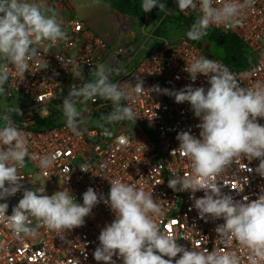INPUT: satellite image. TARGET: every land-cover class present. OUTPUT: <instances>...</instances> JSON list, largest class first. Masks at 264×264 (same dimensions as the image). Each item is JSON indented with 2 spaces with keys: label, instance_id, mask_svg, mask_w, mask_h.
Returning a JSON list of instances; mask_svg holds the SVG:
<instances>
[{
  "label": "built area",
  "instance_id": "1",
  "mask_svg": "<svg viewBox=\"0 0 264 264\" xmlns=\"http://www.w3.org/2000/svg\"><path fill=\"white\" fill-rule=\"evenodd\" d=\"M44 2L58 13L67 39L58 41L47 54L39 47L40 62H30L25 79L16 76L13 68L4 85L6 98H14L18 94L30 98V102L20 110L22 115L11 114L22 119L23 125L17 127L25 134H30L29 153L37 158H26L25 166L18 169L24 177L21 181L24 188H45V193L52 195L66 187L76 202L82 204V195L89 187L107 197L109 180L119 178L153 193L163 212L162 216L157 217L161 231L176 237L178 244L189 250L207 248L209 251L222 249L235 252L241 264H250V252L238 241L218 239L215 228L224 223L222 218H201L194 207L190 191H174L168 187V180L174 174H192L188 158L173 151L179 147L176 137L181 131H190L200 138V129L197 127L200 120L195 117L188 102L176 103L174 96L149 89L159 86L161 90L175 92L187 85L207 89L209 84L205 76L198 74L196 80L192 81L190 74L185 71V67L200 56L227 66L242 87H252L257 81H264V0H255L242 10V27L229 29L211 25L207 29L208 34L217 31L237 35L254 59L251 67L236 69L228 66L221 58L209 54L200 41L184 38L172 43L163 42L138 60L128 72L111 77L114 83L130 94L129 99L121 103L131 106L137 117L135 123L104 120L100 126L88 131L79 127L80 135L73 133L66 122L48 130H40L37 119L50 117L54 112L53 106L68 95L72 85L79 88L88 82L90 76L92 78L91 72L97 64L123 69L133 59L136 47L124 46L115 38L100 37L85 21L75 16L70 0ZM195 2V10L181 12L176 0L177 13L183 18V24L184 21H192L193 24L202 15L199 0ZM73 57L83 69V80L74 78L70 71L72 65L67 64V61ZM137 78L143 81L145 88L140 95L133 93L129 87V84L135 86ZM92 102L96 111L110 110L107 109V101L100 102L95 97ZM258 123L264 125V119L258 118ZM121 138L127 142L121 144ZM46 155H54L56 159L50 168L41 169L39 158ZM243 164L246 165L244 169ZM258 165V159L249 162L246 157L239 166L234 163L218 181L222 185V192L235 200H242L244 196L255 200L261 189H264V177L255 172ZM248 168L253 171L249 172ZM245 178L247 183L244 184L243 192L231 188L239 182L243 183ZM22 194L23 189L6 201H0L8 203V215H11L12 208L18 204ZM194 196L202 198L204 192L197 191ZM113 219L114 213L101 201L85 217L82 227L65 233L40 227L35 236H16L4 223H0V264H98L93 256L99 246L98 236ZM35 224L33 219L32 226L35 227ZM113 259L116 264H122L117 257Z\"/></svg>",
  "mask_w": 264,
  "mask_h": 264
},
{
  "label": "clouds",
  "instance_id": "2",
  "mask_svg": "<svg viewBox=\"0 0 264 264\" xmlns=\"http://www.w3.org/2000/svg\"><path fill=\"white\" fill-rule=\"evenodd\" d=\"M254 2L199 0L202 15L187 31V38L200 41L208 34L207 29L211 25L229 29L242 27V10ZM157 6L160 11L166 9L160 0H142L141 8L145 13ZM177 6L181 12L197 7L195 0H177ZM66 39L62 20L44 0H0V95L5 94L4 85L13 68L15 75L24 80L30 62H40L39 47L47 54L58 41ZM67 64L72 65L73 77L83 80V69L75 58L68 60ZM185 71L192 81L202 74L209 87L187 85L175 92L161 90L159 86L149 89L174 96L176 103L188 102L200 120L197 125L200 138L190 131H181L176 137L179 147L173 151L188 158L192 174H174L168 180V187L174 191H190L201 218L223 219L224 223L215 228L218 239L238 241L250 252V264H261L264 262V189L255 200L248 196L235 200L222 192L218 181L234 163L239 166L245 157L249 162L259 160L255 172L264 177V125L258 123V118L264 119V81H257L252 87H242L227 66L205 56L194 58ZM91 75L94 79L79 88L72 85L62 101L66 126L80 135L79 125L85 120L77 106L95 97L110 100L113 105L112 112L102 119L135 123L137 117L131 106L121 103L129 99L130 94L111 79L113 75H120V69L97 64ZM129 87L137 95L145 90L139 78L135 86L129 84ZM12 113L22 115L16 107L6 108L0 115V201H6L21 189L23 194L12 208L11 215L7 214L8 203H0V223H4L16 236H35L40 227L57 233L82 227L85 217L103 201L114 213V219L103 227L98 236L99 246L93 253L98 264H116L113 257L121 260L122 264H241L235 252L209 251L207 248L189 250L178 244L176 237L161 231L157 217L163 212L153 193L119 178L109 180L107 197L89 187L82 195V204L76 202L66 187L52 195H47L45 188H24L21 183L24 177L18 169L25 166L26 158H37L29 153L30 134H25L13 123ZM126 142L124 138L120 139L121 144ZM55 159L54 155L40 157L39 167L50 168ZM247 170L253 171L251 168ZM246 183L247 178L231 188L243 192ZM201 190L204 196L195 198L194 194ZM33 219L35 227L32 226Z\"/></svg>",
  "mask_w": 264,
  "mask_h": 264
},
{
  "label": "rangeland",
  "instance_id": "3",
  "mask_svg": "<svg viewBox=\"0 0 264 264\" xmlns=\"http://www.w3.org/2000/svg\"><path fill=\"white\" fill-rule=\"evenodd\" d=\"M84 0H77L79 4H81ZM95 7H97V11L101 12L99 15L94 17V22L97 27L94 30L100 37L104 39H113L117 40V42L121 43L124 46L134 45L136 47L135 54L133 59L127 66L120 70V75L125 74L128 70L143 56H145L149 51L155 48V45L159 42L162 44L163 42H177L184 39L186 33L190 28L186 27L185 24L180 21L178 13H176V0H169L165 5L166 9L163 11V19L160 21L146 20L144 23L141 20L134 16L124 15L119 10L113 8L110 2H105L103 0H90ZM90 7H92L90 5ZM100 9V10H99ZM80 14L82 11H87L86 7H82L80 5ZM77 15V14H76ZM79 20L82 18L77 15ZM162 27V31H158V27ZM158 31V32H157ZM162 32L164 35L163 40L157 39V33ZM209 34L203 37L200 40L202 46L206 49V51L211 55H220L222 54V50L220 47L216 45L215 42L211 41L209 38ZM94 79L91 76L88 78V82ZM114 82V79H112ZM67 96V95H66ZM64 96V98L66 97ZM63 98V99H64ZM98 101H107L109 106L107 109L113 110V105L110 100H104L99 97H96ZM59 100L53 106V118L58 122H66L65 117L63 115L62 101ZM28 98L22 94L15 96L14 98H6L5 94L0 95V115L5 113L6 108L16 107L19 110L25 106L24 104L27 102ZM78 109L82 112L83 119L85 123H81L79 127L84 131H88L91 128L100 126L104 121L102 117L106 116L104 111H96L94 110L95 105L92 100H88L83 105H78ZM85 109H87L85 111ZM106 112V110H105ZM13 114V113H12Z\"/></svg>",
  "mask_w": 264,
  "mask_h": 264
},
{
  "label": "trees",
  "instance_id": "4",
  "mask_svg": "<svg viewBox=\"0 0 264 264\" xmlns=\"http://www.w3.org/2000/svg\"><path fill=\"white\" fill-rule=\"evenodd\" d=\"M105 2H110L113 8L119 10L124 15L134 16L141 20L144 23L146 20L160 21L164 22L163 15L164 12L159 10V7H154L150 12H143L141 8L142 0H103ZM169 0H160L161 3L166 4ZM177 13V9L175 10ZM180 21L183 22V18L179 16ZM186 27L190 28L192 21H184ZM162 31V27H158V31ZM157 31V32H158ZM162 32L157 33L158 37L164 38ZM209 38L211 41L215 42L218 47L221 48L222 54L212 55L215 58H221L228 66L236 69H243L251 67L254 64V59L249 54L246 45L243 41L234 34H224L221 32H211L209 33ZM188 39L187 37H185ZM189 40V39H188ZM192 41V40H190ZM195 42V41H193ZM112 110L104 111L103 113L110 114ZM12 120L16 126H22V119L16 115L12 116ZM58 123L53 116L51 115L45 119H37V127L40 130H48L55 126H58Z\"/></svg>",
  "mask_w": 264,
  "mask_h": 264
},
{
  "label": "crops",
  "instance_id": "5",
  "mask_svg": "<svg viewBox=\"0 0 264 264\" xmlns=\"http://www.w3.org/2000/svg\"><path fill=\"white\" fill-rule=\"evenodd\" d=\"M70 2H71V6H72L73 13L75 14V16L79 15L82 18V21H85L88 24V26H90L93 30H96L97 27H96L95 22H94V17L97 16V15H99V13L101 12V10L99 9L100 12L97 11V7H95L94 4L90 0H84L81 4H82V7H86L87 8V11H82L83 13L80 14V11L79 10H80V5L81 4H79L77 2V0H70ZM90 5L92 7H90ZM157 39L158 40H163L164 38L157 37ZM160 45H162V44H160L158 42L155 45V48L159 47ZM18 95H16V96H18ZM27 98H28V100H27V102L24 105H26V104H28L30 102V98L29 97H27ZM61 123H64V122H61Z\"/></svg>",
  "mask_w": 264,
  "mask_h": 264
}]
</instances>
